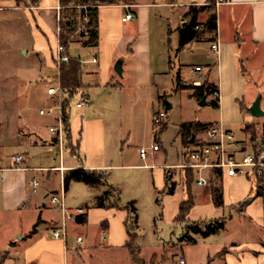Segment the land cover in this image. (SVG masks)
<instances>
[{"label": "crops", "instance_id": "1", "mask_svg": "<svg viewBox=\"0 0 264 264\" xmlns=\"http://www.w3.org/2000/svg\"><path fill=\"white\" fill-rule=\"evenodd\" d=\"M28 1L35 2V6L20 8L13 0H1L0 11L19 13L26 17L33 15L36 30L46 37L48 34L54 37L58 45L60 41L57 26L61 14V0ZM101 1L107 3L98 7V46H85L81 42H75L69 49L70 56L83 64V93L90 100L89 105L82 111L71 113L70 130L76 154L69 152L73 159L78 160L77 164H65V150L60 152L56 137L50 133L53 125L48 127L49 135L41 128L32 130L33 139L28 138L31 134L25 132L17 135L21 149L25 150L15 154L25 157L22 169L14 168L12 157L15 155L9 160L0 158V168L3 170L0 172V264H90L98 249L114 256L116 261L121 262L118 260L121 258L120 264H133L126 247L129 241L125 225L127 211L97 207V199L107 189L104 186L94 187L101 190H97L90 205L76 207L68 201L67 196L74 187L83 183L70 184L66 192L67 208L71 213L83 209L88 217L87 223H78L77 218L81 215H77L73 221L67 222L66 239L54 238L53 232L62 227L64 215L62 209L52 203V195L63 190L65 174L79 168L106 173L109 184L120 191L121 206L134 202L138 214L143 202L152 207L158 205L163 211L161 219L165 218L173 227L180 223L186 227V223L177 222L176 219L181 205L192 197L194 207L187 217L188 221L222 218L227 220L225 228L215 235L207 238L194 236L195 246L206 247L205 261L213 257L210 264H264V196L256 198L257 186L252 181L243 177H228L223 172L216 171L207 173L211 181L209 186L199 187L195 181L189 186L187 170L182 167L187 162V148L183 146L185 150L182 151V157L175 163L170 160L169 153L159 140V151L151 153L146 159L140 156L142 147H151L154 144L153 116L161 112V100L164 99L167 87L173 83V26L179 29L184 25L185 16L193 6L211 5L215 10L218 23L217 41L220 46V53L217 54L211 45V54L214 56H205V66L196 65L203 68L204 78L215 84L217 83L211 80V71L216 69L219 76L221 75V83L217 84L220 92V119L199 123L224 125L227 122L233 126L240 122L239 119L225 118L222 100V92L225 90L224 76L226 68L234 66L236 73L240 72L242 77L247 76L252 80L256 65L263 63L264 66V0ZM129 13L134 14L135 19L123 22V18ZM209 15L208 11L201 13L199 22H206ZM54 19L58 20L56 36L47 24V20ZM173 20L177 25L172 23ZM87 21L86 19L85 22ZM195 44L197 43L188 47L192 48ZM76 45L79 48L74 53L72 49ZM39 50L45 59L47 73L58 75L54 63L55 52H50L44 45ZM27 53L29 54L28 51ZM119 60H123V78L117 81L114 68ZM241 64L244 66L242 72L239 69ZM45 81L56 82L49 77ZM126 92L135 100L143 93H148L153 99L150 101L153 105L152 113L144 126L147 131L150 128V133L142 138L139 145H135L131 127L124 125L123 119L118 120L120 114L117 111L122 109L123 103L115 104L113 101L111 104L105 100L107 96H120ZM205 99L206 102L210 100ZM202 100L198 101L199 105ZM252 104L246 107L247 112ZM164 107L166 110L173 108L167 101L164 102ZM247 123H254L256 127L259 125L250 115L241 125V140L250 137V134L243 132ZM167 127L168 124L165 123L164 130ZM36 148L53 152L60 159V164L44 167L32 165L35 157L30 151ZM43 173H47L48 187L38 190ZM53 173L59 174V189L56 190L49 186L54 178ZM167 177L176 185L173 195L167 194ZM34 182L38 183L36 191ZM213 186L218 187L223 195L222 207H216L213 203ZM239 211L247 214L244 220H239ZM140 219L139 214V224ZM36 222L40 224L33 233ZM103 224H106V230ZM80 226L88 227V230L93 227L98 239L91 242L87 231L86 239L77 233L76 242L72 243L76 227ZM155 226V236L162 240L160 227L158 224ZM78 238H83V242L79 243Z\"/></svg>", "mask_w": 264, "mask_h": 264}, {"label": "rangeland", "instance_id": "2", "mask_svg": "<svg viewBox=\"0 0 264 264\" xmlns=\"http://www.w3.org/2000/svg\"><path fill=\"white\" fill-rule=\"evenodd\" d=\"M13 1L20 8L35 6V2H29L28 0ZM76 4H69L65 9L66 14H78L81 7ZM56 22H58L56 19L54 21L47 20V24L55 36ZM84 23L83 19H78L77 35L82 34ZM172 23L177 25L175 20ZM57 27L59 28V23ZM178 30L177 26H173L171 38L173 83L167 87L164 99L161 100L160 111L167 113L165 123L168 124V127L164 130V124L156 135V142L158 143L159 140L163 144L165 150L169 153L170 160L175 163L180 156L182 157V151L185 150V147L183 148L185 146L184 138L181 134L182 124L190 121L202 123L219 121L221 113L210 105L212 98H209L210 100L205 106H200L198 101H201L202 97L196 89L178 88L179 78L185 86H193L192 83L197 78L191 73V69L199 64L205 66V56H214L211 54L210 49L212 42H201L195 44L192 48L188 46L181 48L180 31ZM41 45L48 47L50 52L52 50V53L56 51L54 49L58 46L54 37L52 38L49 34L46 37L39 30H36L33 15L26 17L19 13L0 11V158L9 160L11 156L25 151L21 149V143L16 139L20 132L31 134L28 138L33 139L32 130L41 128L44 133L49 135L48 127L57 124L54 117L40 115L41 109L47 110L53 105L47 88L49 85H54L55 82H48L45 79L49 77L53 81H57L58 77L55 73H47L45 59L39 50ZM78 48L79 46H74L72 52H77ZM256 66L255 73H252V80L247 76L246 78L242 77L240 72L236 73L237 69L234 66L226 68L223 82L225 90L222 92L224 115L226 120L239 119L240 122L234 123L233 126H230L227 122L223 123L238 138L243 136L241 125L250 117V113L245 110L246 107L259 98L261 108L264 111V66L263 63H258ZM239 69L242 72V69H244L243 64L239 65ZM210 75L212 81L217 84L221 83V75L219 76L216 69H213ZM116 80L120 81L121 78L117 75ZM105 100L111 102V104L113 101H115V104L116 102L123 103L122 109L117 111L118 115L120 114L118 120L123 119L124 125L131 127L136 141L135 145H139L142 138L150 133V128L148 127L147 131L144 126L149 121V114L152 113L153 109L152 102L150 103L153 100L151 96L148 93H143L135 100L126 92L120 96H107ZM165 101L169 102L173 108L166 110L164 107ZM76 103L77 99L72 105L71 113L82 111V109H77ZM253 120L259 124L256 130L260 138L264 139V115L260 118L253 117ZM248 139H251V136ZM69 146L71 147L70 144ZM69 151L75 154L72 149L66 150L65 148L63 152L65 164L76 165L78 160L73 159ZM30 153L35 157L32 164L34 166H58L60 164V159L56 158L53 152L49 153L46 149L36 148L31 150ZM53 177L49 186L55 190L59 189V174L53 173ZM40 178L38 190L41 187H48L47 173L41 174ZM98 189L101 190V188L80 184L79 187H74L67 196L68 201L76 207L90 205L95 199ZM162 213L163 211L158 205L152 207L145 202L142 203L140 208L141 256L146 264H181V259L185 260V264H210V261L214 258L211 257L210 260L205 261L206 247L202 245L195 246L196 243H190L187 239H184L188 233L187 224L186 227L182 223L173 227L167 223L165 218L161 219ZM238 213L241 215L239 220H244L247 217V214L242 211ZM156 224L160 227L162 240L155 236ZM76 228L74 238L71 240L72 243L76 242L77 233L86 239L87 231L91 242L98 239L93 227L90 230H88V227L80 226ZM212 249L211 247L210 250L212 251ZM118 260L122 262L121 258ZM121 262L116 261L114 256L105 253L102 249H98L95 251L94 259L90 264H120Z\"/></svg>", "mask_w": 264, "mask_h": 264}, {"label": "trees", "instance_id": "3", "mask_svg": "<svg viewBox=\"0 0 264 264\" xmlns=\"http://www.w3.org/2000/svg\"><path fill=\"white\" fill-rule=\"evenodd\" d=\"M1 1V0H0ZM77 3L78 7H81L80 13L66 14L65 9L69 4ZM107 2L101 0H61V14L59 18V41L65 47L68 56L71 44L75 42H81L85 46L96 47L99 44V19H98V7L106 5ZM210 12V15L206 22L200 23L199 16L203 12ZM87 19L84 23L82 34L77 32L78 19ZM85 31L90 32L89 39L85 38ZM180 31V45L181 48H185L194 43L201 42H215L218 37V23L217 14L211 5L201 7H191L189 12L185 16V24L179 28ZM55 63V57H54ZM60 82L65 92V100L63 103V115L64 124L67 131V138L65 148L71 150L76 154V148L72 145V136L70 130V119L72 105L80 93L84 91L83 84V64L80 60L72 58L67 64H63L60 68ZM178 88H193L196 89L200 97L212 98L210 105L215 109L220 108V98L215 94H220L217 84L205 79L201 87L185 86L182 80H178ZM246 110V109H245ZM211 124H201L199 122L184 123L181 126V134L184 138L185 147L191 148L194 144L191 143L193 136L197 137L202 134L207 127ZM254 123H247L243 131L250 134L251 141L257 143L260 139L258 131L256 130ZM164 131V130H163ZM71 145V147L69 146ZM187 183L192 184L195 181V173L192 170L186 172ZM72 182L83 183L92 187L104 186L106 191L97 199V207L101 209H116L125 210L128 213L126 220V230L129 236V241L126 245L133 264H146L142 258V248L140 245L141 235L139 234V214L134 202L128 203L126 206L120 204V191L108 182V176L106 173L96 170H87L84 168L74 169L68 171L64 176V190L68 191ZM257 186L256 198L264 196V187L255 183ZM176 191V185L171 181V178L167 177V194L173 195ZM213 203L216 207H222L224 205L223 195L218 187H212ZM194 207V200L192 197L183 203L180 208V214L177 217V222H183L187 224V235L184 239H187L190 243H196L194 236H201L207 238L215 235L223 230L226 226L227 220L214 219L209 221H197L190 222L187 217ZM87 214L81 215L77 218V222L80 224L87 223ZM40 222H38L33 233L38 228ZM106 228V224H103ZM194 235V236H193Z\"/></svg>", "mask_w": 264, "mask_h": 264}, {"label": "built area", "instance_id": "4", "mask_svg": "<svg viewBox=\"0 0 264 264\" xmlns=\"http://www.w3.org/2000/svg\"><path fill=\"white\" fill-rule=\"evenodd\" d=\"M135 15L127 14L123 18V22L132 21ZM59 34V30H58ZM90 32L85 31V38L89 39ZM212 50L217 54L220 53V46L216 40L212 44ZM70 61V56L67 55L65 47L59 42L55 51V66L58 69L57 81L54 85H49L47 88L48 95L53 100V105L47 110H41L42 116L54 117L57 124L50 128V133L57 139V144L60 152L65 150L67 131L64 124L63 103L65 100V92L60 82V68L63 64ZM96 62V59L94 60ZM196 76L193 86L201 87L204 81L203 68L197 66L192 70ZM219 96V94H215ZM77 109H83L89 105V97L80 93L77 96ZM167 119L165 111L159 112L153 116V131L155 141L151 147H142L140 156L143 159L149 157L151 153L160 150L159 144L156 142L157 133L162 129ZM187 162L182 167L185 170H192L195 173V183L199 187L209 186L211 181L208 172L214 173L221 171L228 177H243L254 184L264 185V139H259L257 143H253L251 139H239L232 130L224 127L222 124H212L206 130L195 137V144L186 150ZM14 168L22 169L25 163L23 155H15L12 157ZM3 171L0 168V172ZM36 191L38 183H33ZM51 201L53 204L62 209L64 215L63 225L60 229L53 232L55 239H66L67 237V222L73 221L77 215L85 214L83 209H78L76 213H71L66 205V192L63 190L60 193L52 195ZM78 242L82 243L83 238H78ZM181 264H185V260L181 259Z\"/></svg>", "mask_w": 264, "mask_h": 264}, {"label": "water", "instance_id": "5", "mask_svg": "<svg viewBox=\"0 0 264 264\" xmlns=\"http://www.w3.org/2000/svg\"><path fill=\"white\" fill-rule=\"evenodd\" d=\"M115 72L120 77L123 78V60H119L115 65ZM207 104L206 99L204 98L202 102L200 103L201 106H205ZM249 113L252 117L260 118L264 115V111L261 108V102L258 98L252 106L249 108ZM195 141V136H193L191 143Z\"/></svg>", "mask_w": 264, "mask_h": 264}]
</instances>
